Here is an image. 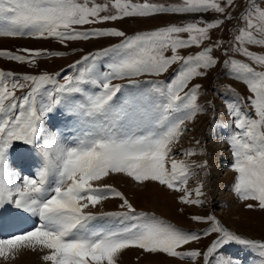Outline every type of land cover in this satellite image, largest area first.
Returning <instances> with one entry per match:
<instances>
[{
    "label": "snow or ice",
    "instance_id": "obj_1",
    "mask_svg": "<svg viewBox=\"0 0 264 264\" xmlns=\"http://www.w3.org/2000/svg\"><path fill=\"white\" fill-rule=\"evenodd\" d=\"M236 8L240 11L234 15ZM169 13L198 18L131 35L114 27L84 28ZM208 13L219 15L209 21L202 15ZM232 20L237 24L233 25L232 43L226 47L211 32H223ZM0 36L53 38L61 44L120 38L119 43L69 65L75 75L65 76L63 82L57 78L60 73L16 76L0 70V222L6 215L9 220L25 214L39 219L30 230L0 238V261L10 264L22 251H31L41 254L44 264H118L125 251L136 250L141 256L163 254L191 264H242L223 255L222 249L235 243L254 250L257 264H264V241L236 234L214 215L191 217L210 223L202 235L216 234V238L203 251L186 250L185 246L201 240L200 233L182 230L155 212L137 211L123 192L100 183L122 175L141 187L157 183L182 193L181 204L204 203L200 199L203 182L194 190L187 185L196 174L193 167L206 169L207 161L189 164L173 158L172 153L187 124L206 111L198 103L203 85L194 81L209 76L221 63L214 50H223L250 62L231 56L222 61L230 78L246 85L252 94L247 100L254 109V117L243 111L242 97H238L240 103L227 105L236 129L228 138L234 158L231 170L236 174L233 191L248 209L264 210V0H179L173 4L0 0ZM252 46L261 51L250 50ZM193 47L199 50L189 52ZM20 52L24 54L0 51V57L35 67L40 58L67 55L28 48ZM105 58L109 62L102 69ZM173 65L177 67L170 79H160ZM224 87L238 95L231 85ZM24 89L27 92L17 96V90ZM207 103L214 108L212 101ZM57 113L64 117L59 126L51 124ZM70 121L76 125V134L64 142ZM52 127L57 131H51ZM16 142H21L22 161L31 158L33 149L42 157L34 176L21 177L13 167L10 153H15ZM205 152L201 148L199 154ZM196 154L195 149L183 152L186 157ZM193 191L195 199L191 198ZM109 198L121 201L119 211L89 210ZM101 219H114L123 226H92Z\"/></svg>",
    "mask_w": 264,
    "mask_h": 264
},
{
    "label": "rangeland",
    "instance_id": "obj_2",
    "mask_svg": "<svg viewBox=\"0 0 264 264\" xmlns=\"http://www.w3.org/2000/svg\"><path fill=\"white\" fill-rule=\"evenodd\" d=\"M96 2L105 3L107 0H96ZM133 2L143 3L144 0H133ZM148 2L173 4L178 3L179 0H148ZM241 7H243V5H241ZM239 11L240 8H236L233 14L235 15ZM202 15L205 20L210 21L214 18V16H218L219 14L208 13ZM197 18L198 17L195 15L182 16L180 14L169 13L158 14L152 18H125L121 21H108L95 25H86L84 28L114 27L131 35L139 31L154 30L156 27L166 26L169 23L181 21L187 22L188 20ZM236 24L237 21L232 20L225 25V30L223 32H221L219 29L213 30L211 32L212 38H222L225 41V45L227 47L232 43L231 37L235 30L233 25ZM240 25H243V21H240ZM186 35L187 34H185V36ZM119 42L120 38L102 37L94 38L88 41H71L67 42L66 44H61L58 40L53 38L35 39L29 37L0 36V51H12L16 54H24L21 53L20 50L28 48L33 50L64 51L67 53V55L62 57L40 58L37 60V65L35 67L28 64H20L16 61H10L0 57V70L12 72L16 76H22L24 74H40L43 72H48L50 74L60 73L57 78L60 80V82H63V78L65 76L75 75V71L70 68L69 65L73 64L75 61L81 59L83 56L88 55L89 53H94L102 48L109 47ZM198 50L199 49L193 47L189 50V52L194 53ZM250 50L257 52L261 51L255 46H252ZM214 56L219 58L221 63L218 64L214 70L210 71V74L206 79L194 81L203 85V94L199 97L198 103L203 104L206 111L199 114L194 122H189L187 124V131L182 136L179 143L175 145L172 153L173 158L185 160L189 164H193V162L200 164L205 160L207 161L206 169L193 167L192 171L196 174L189 179L187 185L189 190H194L200 182H203L204 195L200 197V199H202L204 203L202 205L181 204L179 202V196L182 193L166 189L157 183H149L146 187H141L130 178L124 177L122 175H113L100 182L112 184L119 191L123 192L130 202H132L137 208V211L155 212L156 215L176 225L178 228L182 227V230L200 233L202 236L201 240L185 246L186 250L200 249L203 251L211 243V241L216 238V234H212L207 237L203 236L202 232L210 227V223H199L193 221L191 219L193 215H214L225 228L235 232L236 234L245 238L264 241V210H261L258 207L248 209L246 207V202L239 200L233 191L236 174L231 170L234 158L231 154L230 145L228 143L229 136L236 129L234 123L231 124L232 121L227 110V105L240 103L241 101L238 99V97H242V110L250 113L254 117V109L251 108L250 102L247 100V97L252 94L248 92L246 85H244L242 82H238L230 78L228 69L224 67L222 61L226 59L227 56L242 59L245 62L249 61H247L246 58L241 57L238 53L227 52V54H225L223 50H214ZM108 62L109 61L106 58L103 59L102 69ZM176 67V65H173L169 73L163 75L160 77V79L168 81L173 75ZM225 85H231L234 87L238 95H233L232 93L228 92L224 87ZM147 86L148 85H145V87ZM26 92L27 89H24L23 91L17 90L16 94L17 96H21ZM209 100L212 101L214 108L208 105L207 101ZM52 119H55L56 125L59 126L64 117L63 115L57 113L53 114ZM51 124L54 123L51 122ZM51 129L56 131L57 128L52 127ZM68 130L69 132H67V135L69 136V141L75 134L69 128ZM196 141H199L200 143L197 144ZM20 143L21 142H16V151L15 153H10V161H12L13 167H15V169L20 173L21 177L25 175L34 176L36 171H38L42 166H38L39 163H43L42 157L37 151H35L34 155L37 161L33 162L31 166L36 169V171L33 169L28 171L29 167L24 164L25 161H22L19 155L21 150L18 148V146ZM209 145H211L212 148H215L216 145L219 148H222V146L225 148H222V150L216 148L213 151V149H210L211 147ZM201 148L206 149L204 155L199 154ZM187 149H195L197 154L191 157H186L183 155V152ZM218 159L222 163H217L216 160ZM29 160H33L32 155ZM221 164H223L222 170ZM205 172H207V175H205ZM191 198H196L194 191ZM120 203L121 201L118 198H109L108 200L103 201L95 209L89 210L96 213L115 212L120 210ZM153 204L154 207L152 208ZM163 206L168 208V210L166 209L165 213L160 211ZM30 217L32 216L30 215ZM101 221L104 223L103 228L111 227L112 223L114 222V220L111 222V219H101ZM24 222H26L24 216L16 220H10V222H5L4 224H9L12 230L7 235L0 236V238H9L13 235L21 234L23 231L30 230L34 226H37L35 224L38 221H29V223H32V225H26L25 228L21 229L20 226ZM113 224H117L116 220ZM122 226L123 225L121 224L118 227ZM229 251L230 248H226V246L222 249L223 255L237 259L234 257V255L229 253ZM34 254L35 253H32L31 251H22L16 259L10 261V264H24V261L28 262V259L31 261ZM239 255L246 261V264H253L254 256L246 257L242 254ZM22 259L26 260L22 261ZM257 259L258 257L256 256V263ZM0 264H4V262L0 261ZM118 264H191V262L186 260L181 261L177 258H170L163 254H145L141 256L140 252L136 250H128L125 251L120 257Z\"/></svg>",
    "mask_w": 264,
    "mask_h": 264
},
{
    "label": "bare ground",
    "instance_id": "obj_3",
    "mask_svg": "<svg viewBox=\"0 0 264 264\" xmlns=\"http://www.w3.org/2000/svg\"><path fill=\"white\" fill-rule=\"evenodd\" d=\"M69 129L74 133V134H76V125L73 123V122H69ZM51 131H53L52 129H51ZM56 131H57V129H56ZM70 131V132H71ZM67 132H69V130L67 129L66 131H65V135L62 137V140L64 141V142H67L68 141V139H69V136L67 135ZM68 137V138H67ZM216 137V136H215ZM221 143V142H220ZM219 143V144H220ZM218 145V144H217ZM217 145L215 146V148H212V146L211 145H209L211 148V150L213 149V151L216 149V148H218V149H221L222 150V148L224 149L225 147H223L222 146V148H219V147H217ZM228 145V144H227ZM221 146V145H220ZM218 157V156H217ZM219 158V157H218ZM216 162L217 163H222L219 159L218 160H216ZM39 165H42V164H38V166ZM211 165V164H210ZM222 166H221V170H222V167H223V164H221ZM227 176V175H226ZM140 189V188H139ZM156 199V198H155ZM154 201H156V200H154ZM154 207V204L152 205V208ZM156 209V208H155ZM166 209L168 210V208L167 207H165V206H163V208H161L160 209V211L161 212H166ZM158 212V211H157ZM114 219H111V222L113 221ZM114 222H115V220H114ZM113 222V223H114ZM109 223V222H108ZM112 223V226L114 225ZM110 224V223H109ZM92 226L93 227H95V228H103L104 227V223H103V221H99V220H97V221H94L93 223H92ZM108 227V226H107ZM0 229H2V224L0 225ZM3 233H4V231H2ZM7 233V232H6ZM0 234H2V233H0ZM33 253V252H32ZM33 256V255H32ZM40 256H41V254H39V253H35L34 254V256H33V258H32V260L30 261L29 259H28V262H25L24 261V264H44V262L42 261V259L40 258ZM23 260H26V259H22V261ZM21 264V263H20Z\"/></svg>",
    "mask_w": 264,
    "mask_h": 264
}]
</instances>
